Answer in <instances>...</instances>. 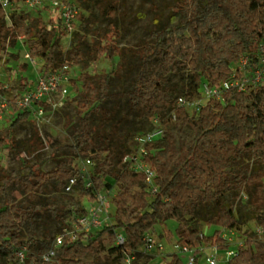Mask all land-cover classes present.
Wrapping results in <instances>:
<instances>
[{
	"label": "trees",
	"instance_id": "obj_1",
	"mask_svg": "<svg viewBox=\"0 0 264 264\" xmlns=\"http://www.w3.org/2000/svg\"><path fill=\"white\" fill-rule=\"evenodd\" d=\"M92 1L104 25L92 29L90 38L75 32L67 50L60 47L63 31L41 16L14 11L7 19L0 5V62L3 51L25 38L30 56L43 61L42 75L65 65L83 69L81 85L72 83L78 120L68 156L47 171L32 168L10 175L0 166V264H86L89 254L98 257L119 232L125 236V248L137 252L149 232L169 220L177 221L178 244L197 249L211 243L225 250L229 245L222 230L239 231L248 218L255 220L263 238L245 233L243 245L227 264H264V89L231 90L225 103L210 99L194 113L178 105V98L194 95L203 79L217 83L230 78L233 63L264 41V0H178L174 24L173 17L169 20L162 8L152 6L151 29L136 46L117 43L122 30L118 1ZM116 57V73L128 70L134 60L137 69L131 88L118 92L112 91L114 73L87 71L91 62ZM181 73L185 80L174 83L172 76ZM174 112L177 119L172 121ZM127 114L144 121L159 118L165 126L163 135L146 145V159L156 171V193L148 189L145 176L124 161L132 149L122 133ZM31 115V108L21 110L0 129V149L15 153L23 166L28 161L19 150L16 129L24 122L33 126L29 154L38 156L46 147ZM186 127L194 135L188 141L179 137ZM76 159L94 163L91 188H85ZM72 177L77 184L70 192L79 189L90 199L94 191L117 187L113 222L94 233L66 238L56 257L46 261L43 254L51 238L35 233L38 216L47 213L63 229H72L86 210L81 203L71 207L57 199L70 193L65 187ZM245 196L250 217L244 211ZM70 214L73 221L67 218ZM199 220L216 226L215 231L205 235L195 222ZM166 235L171 239L173 233L166 230ZM23 247L26 255L20 261L16 252ZM166 264L186 263L173 253Z\"/></svg>",
	"mask_w": 264,
	"mask_h": 264
},
{
	"label": "rangeland",
	"instance_id": "obj_2",
	"mask_svg": "<svg viewBox=\"0 0 264 264\" xmlns=\"http://www.w3.org/2000/svg\"><path fill=\"white\" fill-rule=\"evenodd\" d=\"M73 5L78 8L79 17L75 24V28L71 32L63 29L61 21L56 15L47 7L31 8L28 7L23 0H15L10 12H24L30 16H41L49 26L54 25L58 31H63L61 35L60 47L62 50H67L72 45L73 34L87 33L89 38L92 36V29L104 24L97 18L96 9L92 0H69ZM118 1V16L119 22L122 27L121 36L118 38L117 43L119 46H136L141 39L148 35L151 29V19L153 17L152 6L162 8L163 15L169 20L173 17L172 23L177 22L178 15L174 14V6L178 0H117ZM28 51L25 38L18 41L16 46L9 47L6 51L2 52V60L0 62V87L3 90L5 97L8 101V108L0 120V129L10 124L17 112L21 111L16 100L25 93L31 92L37 84L38 78L42 76L41 66L42 60L40 58H27L25 53ZM119 59L101 58L98 61L91 62L87 71L91 74H101L105 72L114 73V81L112 82V91L118 92L127 88H131L132 80L136 74V61L128 70H122L116 73ZM83 69L81 66H69V69H60L58 74L61 75V82L58 88L51 95V103L41 102L34 103L31 107V119L35 121L41 131V137L46 143V147L42 149L38 156L29 154L28 148L32 135L31 121L24 122L16 129V138L18 140V147L21 155L24 156L28 163L23 166L19 157L11 152L8 148L2 147L0 149V166H3L8 174L16 175L18 173H27L32 168H39L42 170H50L57 164V160L65 158L69 154L68 145L72 142V127H76L78 114L76 103L74 99L77 96L76 90L73 87V82L81 85L79 75ZM186 74L173 75L172 80L174 83H180L179 80H185ZM112 104L111 102L107 103ZM126 113V111H124ZM154 126L152 121H144L137 117L135 114H127L122 124V133L128 135L129 145L132 146V139L139 133L145 132ZM193 131L186 127L180 133L179 137L183 140H191L193 138ZM83 166L80 159H76ZM117 190L115 186L113 192L109 194L110 212L107 219V225L113 222L115 205L113 197ZM18 198L23 195L18 191ZM46 196V195H45ZM88 196H83L79 189L74 192L58 194L57 199L62 201L63 204L82 205L88 204ZM244 211L247 217L251 216V210L245 196ZM2 200H0V208ZM71 219V214L67 216ZM73 221V220H72ZM201 231L205 235H211L216 226L206 225L203 221H195ZM177 228L176 220H169L166 224H157L149 235L154 238L156 243L151 249H146L141 246L137 252H130L126 248L122 249L115 242L106 243L101 254L96 257L95 254H89L85 258L86 264H166L173 253H178L174 247L177 242L175 235ZM35 233L43 239L46 235L51 238V245L54 243L55 238L63 232L62 225L56 220L50 218L47 213L39 215L37 223L34 227ZM166 230L173 233L171 239L166 235ZM253 235L254 237L263 238L262 230L255 223V220L248 218L247 224L237 231L235 235L231 236L228 247H234L235 242L244 241L246 234ZM162 243L163 247H159L157 243ZM218 246L211 243H204L199 248L195 249L194 254L196 257V264H207L206 259L209 257ZM219 248V247H218ZM224 249L218 251L220 256V264H227L226 254ZM180 254V253H178ZM184 262L188 260V254H181Z\"/></svg>",
	"mask_w": 264,
	"mask_h": 264
},
{
	"label": "built area",
	"instance_id": "obj_3",
	"mask_svg": "<svg viewBox=\"0 0 264 264\" xmlns=\"http://www.w3.org/2000/svg\"><path fill=\"white\" fill-rule=\"evenodd\" d=\"M14 1L15 0H0V5L5 10L7 19H9L10 9L13 6ZM23 1L31 8H49L52 12L56 13L65 31L71 32L74 30L79 12L78 8L69 0ZM25 57H31L29 51H26ZM62 69H69V66L65 65ZM58 71L40 76L34 89L31 92L20 96L16 100L18 108L20 110H24L26 108H31L34 103L40 104L41 102L42 105H46L45 102L51 103V95L57 90L58 85L61 82V75L58 74ZM248 88L264 89V41L257 44L254 52L241 55L239 59L233 63L230 78L217 83H211L209 80L203 79L194 95L189 97L180 96L178 98V105L184 107L190 113H194L199 111L200 108L210 99L225 103L226 96L229 91H243ZM7 108L8 101L0 87V120H2ZM171 119L172 121L177 119L175 112L172 113ZM153 122L154 126L151 129L139 133L132 139L133 144L131 146V152L124 158V161L127 162L132 169L142 173L146 178L147 187L150 192L156 193L158 190V186L155 182L156 171L146 159V145L149 142L161 137L164 133L165 126L160 122L159 118L153 119ZM82 164L83 166L80 165V170L84 173L85 188H91L93 186L91 174L94 168V163L90 159H84ZM76 184V177L69 179L65 187V192L72 191ZM111 192H113V189H101L94 191V199L88 198V204L84 205L86 209L85 212L80 214L73 221L72 229H63V232L55 238L51 247L43 254V259L46 261L53 260L57 255V250L63 245L66 238L76 239L77 235L80 233L88 235L89 233H94L106 226L111 207L108 197ZM236 232L237 230L235 229L222 230L221 236L225 239V241H230L231 236L235 235ZM115 243L122 249L125 248V236L123 233H117ZM155 243L156 241L154 238L148 234L145 238V244L143 247L151 249ZM157 244L159 247H163L161 242ZM241 245H243V241H237L235 242L234 247H229L223 250L226 254V260L235 255L237 248ZM174 247L180 255H189L186 264H196V257L193 255L196 248H188L187 246L178 244V242L174 243ZM218 251L219 248L217 247V249L209 257H207V264H220ZM16 255L20 261H24L26 247L18 250Z\"/></svg>",
	"mask_w": 264,
	"mask_h": 264
}]
</instances>
